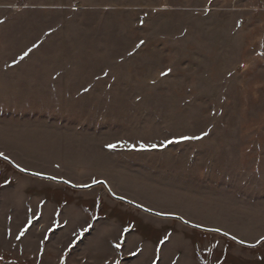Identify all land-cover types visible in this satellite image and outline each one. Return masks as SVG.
<instances>
[{
	"label": "rangeland",
	"instance_id": "obj_1",
	"mask_svg": "<svg viewBox=\"0 0 264 264\" xmlns=\"http://www.w3.org/2000/svg\"><path fill=\"white\" fill-rule=\"evenodd\" d=\"M0 154V264H264V0H0Z\"/></svg>",
	"mask_w": 264,
	"mask_h": 264
},
{
	"label": "water",
	"instance_id": "obj_2",
	"mask_svg": "<svg viewBox=\"0 0 264 264\" xmlns=\"http://www.w3.org/2000/svg\"><path fill=\"white\" fill-rule=\"evenodd\" d=\"M0 156H2V155H0ZM7 159H8V158H7ZM16 167H17L18 169H20V170L26 172V173L36 174L35 172L27 171V170L21 168V167L18 166V165H16ZM41 176H43V175H41ZM44 177H49V178H51V179H54V180H57V181H61V182L67 183V184H69V185H71V186H73V187H80V188L83 187V186H80V185L78 186V185L72 184L71 182H69V181H67V180H65V179H58V178H54V177L46 176V175H44ZM96 183H103V184L107 185V187L109 188L108 184H107L104 180H99V181L96 182ZM92 185H94V184H92ZM92 185H91V186H92ZM88 187H90V185H89ZM109 189H110V188H109ZM114 196L117 197V198H119V199H121V200H123V201H126V202H128V203H130V204H132V205H134V206H136V207H138V208H140V209H143V210L148 211V212H151V213H156V212L150 210L149 208H147V207H145V206H143V205H141V204H139V203H137V202H135V201H133V200H130V199H128V198H124V197L119 196V195H116V194H114ZM176 217H179V216H176ZM180 218H181V217H180ZM185 221H186V220H185ZM186 222H187V221H186ZM194 225H195V224H194ZM220 232H222V231H220ZM222 233H225V232H222ZM225 234H226V233H225ZM226 235H228V234H226ZM229 236H230V235H229ZM238 241H239V240H238ZM262 241H264V237L261 238V239L258 240L255 244H252V245H259Z\"/></svg>",
	"mask_w": 264,
	"mask_h": 264
},
{
	"label": "snow or ice",
	"instance_id": "obj_3",
	"mask_svg": "<svg viewBox=\"0 0 264 264\" xmlns=\"http://www.w3.org/2000/svg\"><path fill=\"white\" fill-rule=\"evenodd\" d=\"M27 55V53H25ZM166 73H162V75H165ZM185 139H188V137H185ZM192 139H199V137H192ZM110 147H115V145H110ZM141 147H146L145 145H141ZM2 155V154H0ZM36 175H40L39 173H36ZM119 246V245H117Z\"/></svg>",
	"mask_w": 264,
	"mask_h": 264
},
{
	"label": "bare ground",
	"instance_id": "obj_4",
	"mask_svg": "<svg viewBox=\"0 0 264 264\" xmlns=\"http://www.w3.org/2000/svg\"><path fill=\"white\" fill-rule=\"evenodd\" d=\"M263 242V241H262Z\"/></svg>",
	"mask_w": 264,
	"mask_h": 264
}]
</instances>
